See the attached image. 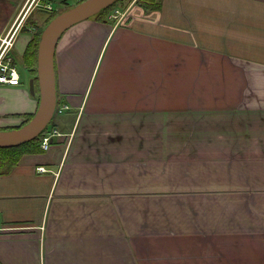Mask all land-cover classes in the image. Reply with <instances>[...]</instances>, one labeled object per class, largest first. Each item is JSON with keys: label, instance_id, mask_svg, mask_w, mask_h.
<instances>
[{"label": "crops", "instance_id": "1", "mask_svg": "<svg viewBox=\"0 0 264 264\" xmlns=\"http://www.w3.org/2000/svg\"><path fill=\"white\" fill-rule=\"evenodd\" d=\"M155 2L60 35V135L0 173V264H264V0ZM33 10L0 0L22 63ZM30 79L0 83V130Z\"/></svg>", "mask_w": 264, "mask_h": 264}, {"label": "water", "instance_id": "2", "mask_svg": "<svg viewBox=\"0 0 264 264\" xmlns=\"http://www.w3.org/2000/svg\"><path fill=\"white\" fill-rule=\"evenodd\" d=\"M113 0H84L53 18L44 28L37 48L38 105L33 117L24 125L0 131V146L22 144L36 136L49 122L56 109L53 55L60 35L70 26L85 20ZM29 89L34 94V80Z\"/></svg>", "mask_w": 264, "mask_h": 264}, {"label": "trees", "instance_id": "3", "mask_svg": "<svg viewBox=\"0 0 264 264\" xmlns=\"http://www.w3.org/2000/svg\"><path fill=\"white\" fill-rule=\"evenodd\" d=\"M48 1L49 0H44V2H48ZM130 1L131 0H113L111 3H109L102 9L98 10L95 14H93L87 19H96V20L106 21L114 9L125 8ZM135 3L141 4L146 10L148 9L154 10L160 7L159 4L155 2V0H136ZM71 7L72 6H67L66 8L62 10L51 11L50 15L46 18L44 23L38 26L39 29L34 31L24 51L23 64L28 69V71L33 75L34 93L37 95V97H39V85H38V80H37V69H36L37 48H38L41 34L44 28L48 25V23L53 18H55L58 14L64 12L65 10ZM33 115L34 114L28 115L27 119L22 125L26 124L33 117ZM50 123L51 121L36 136H34L30 140L22 144L12 145V146H0V173L9 171L12 168H14L18 164L19 160L21 159L23 155L40 151L41 148L39 144L42 140L44 133L48 130Z\"/></svg>", "mask_w": 264, "mask_h": 264}, {"label": "built area", "instance_id": "4", "mask_svg": "<svg viewBox=\"0 0 264 264\" xmlns=\"http://www.w3.org/2000/svg\"><path fill=\"white\" fill-rule=\"evenodd\" d=\"M82 0H72V2H80ZM134 0L131 1V3ZM48 8H50L49 5H47ZM115 12V13H114ZM125 13V9H115L113 13L111 14L114 18H120ZM11 45L8 41L4 42L0 46V83H6L8 85H18L20 80L19 72L15 66L14 58L12 56ZM63 108H67V106H64ZM60 111V110H59ZM60 135V133L57 131V129L52 128L47 130L42 140L39 144L40 148L42 150H46L54 136ZM39 171H44L45 169L43 167H37ZM7 228L2 226L0 223V232L6 230Z\"/></svg>", "mask_w": 264, "mask_h": 264}, {"label": "rangeland", "instance_id": "5", "mask_svg": "<svg viewBox=\"0 0 264 264\" xmlns=\"http://www.w3.org/2000/svg\"><path fill=\"white\" fill-rule=\"evenodd\" d=\"M33 3V14H34V19L39 21V24L44 23V21L46 20V18L50 15L51 11L53 10H62L64 8L67 7V3L65 2V0H56L57 2L54 3V5H52V7L50 9H45L44 7H42V4H44V0H31ZM115 13V12H114ZM112 19H116V20H120L122 18V16L119 18H114L112 17V15L109 16ZM16 60V68L22 78V80H24L25 82H27V78H28V74L29 71L28 69L23 65L21 60H18L17 58ZM29 82V80H28ZM15 128H10V129H3L0 131H8V130H12Z\"/></svg>", "mask_w": 264, "mask_h": 264}]
</instances>
